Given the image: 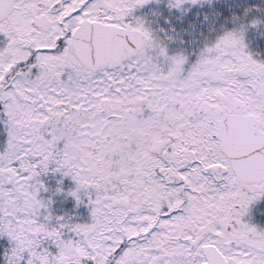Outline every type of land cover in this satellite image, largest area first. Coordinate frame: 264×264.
Wrapping results in <instances>:
<instances>
[{
    "label": "snow or ice",
    "instance_id": "obj_1",
    "mask_svg": "<svg viewBox=\"0 0 264 264\" xmlns=\"http://www.w3.org/2000/svg\"><path fill=\"white\" fill-rule=\"evenodd\" d=\"M0 264H264V0H0Z\"/></svg>",
    "mask_w": 264,
    "mask_h": 264
}]
</instances>
